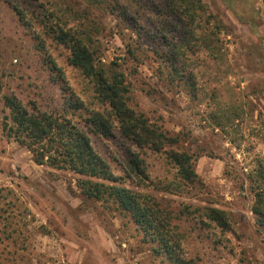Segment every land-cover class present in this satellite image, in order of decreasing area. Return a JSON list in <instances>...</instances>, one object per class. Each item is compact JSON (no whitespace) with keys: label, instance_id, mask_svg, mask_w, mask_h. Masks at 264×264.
<instances>
[{"label":"rangeland","instance_id":"1","mask_svg":"<svg viewBox=\"0 0 264 264\" xmlns=\"http://www.w3.org/2000/svg\"><path fill=\"white\" fill-rule=\"evenodd\" d=\"M12 1L27 6L34 25L26 29L0 0V264H171L112 201L82 197L77 175L37 165L2 131L5 94L41 111H62L52 63L86 107H105L68 63L65 46L47 37L45 51L36 48L37 14L69 5L87 10L92 47L103 62L119 64L130 83V106L178 139L161 152L138 149L115 126L110 137L89 132L94 150L116 175L134 154L144 159L147 181L135 189L172 212L184 257L200 264H264V231L252 212L249 181V174L264 172V0H201L206 8L197 30L203 33L179 51L183 34L167 0H117L133 15L130 26L83 0ZM184 70L195 73L194 92ZM171 150L192 155L194 182L179 179ZM257 179L264 182V175ZM210 207L229 214V229L206 220Z\"/></svg>","mask_w":264,"mask_h":264},{"label":"trees","instance_id":"2","mask_svg":"<svg viewBox=\"0 0 264 264\" xmlns=\"http://www.w3.org/2000/svg\"><path fill=\"white\" fill-rule=\"evenodd\" d=\"M7 1L21 24L26 29L33 28L34 23L28 16L27 6L12 0ZM83 1L90 7L110 12L129 26L134 23V17L126 5L117 0ZM167 1L169 13L176 22L175 30L183 34L181 45H175V49L179 51L180 46L184 45L188 50L192 45V37L198 38V35L203 33L202 28L200 31L197 29L202 24L199 22L206 8L205 4L201 0ZM69 6L61 10L55 9V12L41 10L37 17L35 16L40 28L34 37L36 48L45 51L47 37L65 46L69 50L68 63L79 70L92 85L96 98L105 107L102 110L86 107L83 99L50 61L57 76L56 80L61 82L62 111H41L35 104L24 103L14 93L5 94L2 96V102L7 112L1 127L4 135L25 147L37 165L77 175L76 186L82 197L112 201L118 210L130 216L143 233L146 242L153 243L156 252L164 254L171 264H200L193 258L183 256L174 231L176 225L172 223L174 218L172 212L162 209L160 203L151 195L135 189L143 187L147 181L144 159L139 154H134L127 160L124 174L116 175L109 164L94 150L89 132L110 137L115 126L121 135L138 149L161 152L166 146L177 143L178 139L168 136L160 126L150 122L143 113L130 106V83L120 70L119 64L116 61L103 62L92 47L90 28L85 16L87 10H74ZM69 16L73 24L70 23ZM127 47L129 54L134 56L130 47L128 45ZM168 58L172 61L175 58L174 54L168 55ZM173 69L175 72L178 71L175 67ZM181 76L190 81L193 92L198 89L195 73L184 70ZM217 126H222L221 121H217ZM169 157L176 166L182 182L192 183L196 180L194 160L189 152L171 150ZM255 174L257 176L249 174L250 188L255 199L252 212L256 223L264 231V182L257 179L263 176L264 172L256 170ZM127 180L132 186L126 184ZM70 191L72 192L71 189ZM205 218L223 230L230 227L229 214L222 209L208 208L205 211Z\"/></svg>","mask_w":264,"mask_h":264}]
</instances>
